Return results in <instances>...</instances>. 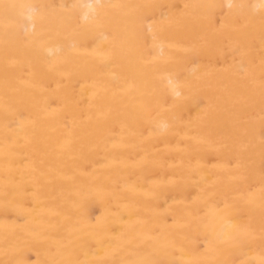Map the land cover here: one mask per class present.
<instances>
[{
  "label": "bare ground",
  "instance_id": "bare-ground-1",
  "mask_svg": "<svg viewBox=\"0 0 264 264\" xmlns=\"http://www.w3.org/2000/svg\"><path fill=\"white\" fill-rule=\"evenodd\" d=\"M0 264H264V0H0Z\"/></svg>",
  "mask_w": 264,
  "mask_h": 264
},
{
  "label": "snow or ice",
  "instance_id": "snow-or-ice-1",
  "mask_svg": "<svg viewBox=\"0 0 264 264\" xmlns=\"http://www.w3.org/2000/svg\"><path fill=\"white\" fill-rule=\"evenodd\" d=\"M5 7H7V5Z\"/></svg>",
  "mask_w": 264,
  "mask_h": 264
}]
</instances>
